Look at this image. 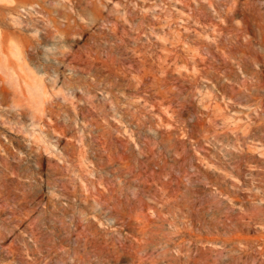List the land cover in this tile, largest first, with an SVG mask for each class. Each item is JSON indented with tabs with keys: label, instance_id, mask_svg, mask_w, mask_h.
Masks as SVG:
<instances>
[{
	"label": "rangeland",
	"instance_id": "obj_1",
	"mask_svg": "<svg viewBox=\"0 0 264 264\" xmlns=\"http://www.w3.org/2000/svg\"><path fill=\"white\" fill-rule=\"evenodd\" d=\"M0 264H264V0H0Z\"/></svg>",
	"mask_w": 264,
	"mask_h": 264
}]
</instances>
